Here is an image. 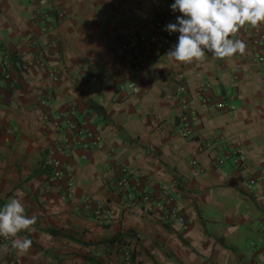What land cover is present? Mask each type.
Returning a JSON list of instances; mask_svg holds the SVG:
<instances>
[{
  "label": "crops",
  "instance_id": "crops-1",
  "mask_svg": "<svg viewBox=\"0 0 264 264\" xmlns=\"http://www.w3.org/2000/svg\"><path fill=\"white\" fill-rule=\"evenodd\" d=\"M171 3L0 0V206L20 198L36 218L18 234L31 248L0 244V264H125L127 250L130 264H264V64L255 59L264 47L252 44L264 24L235 35L247 45L243 55L177 62L167 52L178 34L162 31L175 22ZM58 11L66 14L59 22ZM136 35L149 38L138 71L128 65L134 57L117 53ZM95 69L102 79L91 78ZM181 84L186 107L175 97ZM202 97L227 108L214 110ZM185 109L189 138L180 133ZM59 114L82 122L97 147L58 151L71 136L64 119L54 127ZM51 154L70 175L69 191L48 173L34 175ZM122 168L150 204L118 187ZM169 203L184 224L162 220ZM100 204L109 215H95ZM117 235L125 237L106 243Z\"/></svg>",
  "mask_w": 264,
  "mask_h": 264
},
{
  "label": "clouds",
  "instance_id": "clouds-1",
  "mask_svg": "<svg viewBox=\"0 0 264 264\" xmlns=\"http://www.w3.org/2000/svg\"><path fill=\"white\" fill-rule=\"evenodd\" d=\"M169 9L175 22L167 23L162 31L178 35L167 55L183 63L201 61L206 53L216 58L243 55L247 45L235 35L245 25L264 24V0H172ZM35 223L20 198L0 206V237L11 238L12 247L20 253L31 248L32 240L18 234Z\"/></svg>",
  "mask_w": 264,
  "mask_h": 264
},
{
  "label": "built area",
  "instance_id": "built-area-1",
  "mask_svg": "<svg viewBox=\"0 0 264 264\" xmlns=\"http://www.w3.org/2000/svg\"><path fill=\"white\" fill-rule=\"evenodd\" d=\"M65 17L66 14L63 11H58L56 13V20L58 22L63 20ZM148 41L149 38L147 36L136 35L131 39H129L128 42L120 43L117 47V53L119 56L134 57L136 61H134V63L128 62V65L132 68V70L138 71L144 67V62L141 59H138V57L140 56L139 54H142L143 47L144 45L147 44ZM252 44L257 49H260L262 51V47H264V31L253 39ZM255 59L257 60L258 63L264 64V54L261 53L257 54ZM50 76H52V78L55 79L56 78L55 72H51ZM91 78L94 80L102 79L103 75L100 73L99 70L95 69L91 72ZM128 88L133 92L136 91L135 85L132 83V81H128ZM175 97L182 106L186 107L188 105L189 95L183 84L177 87ZM47 101H48V95H45V97L42 98L40 104L42 106H45L47 104ZM201 101L202 104L207 105L210 108L217 111H222L227 108V104L224 100L213 101V100H208V98L202 97ZM71 114L68 115L59 114L57 116L58 120L54 125V127L55 128L59 127V121L61 119H64V121L63 120L62 121L65 123L66 128L71 132V136L62 142L58 151H63L64 148L70 146V143L75 144L76 147L82 151L90 152L94 150L98 145V141L94 133L92 131H89L82 122L74 118L73 115ZM191 119L192 117L190 116L188 110L185 109L179 119L180 133L184 137L189 138L192 136L193 128H192ZM229 157L236 165L238 166L242 165L238 151L233 150L232 152H229ZM44 168L48 170V176L50 180H52L53 182H63L67 191L71 189L72 180L70 178V175L68 174V171H66L64 168L61 167L60 162L54 156H52V154L50 160L47 163V166H45ZM117 185L119 188L123 189V191L127 189L131 193V195L134 198H138L142 204H150L152 202V196L148 194V192H143V191L140 192L137 189V186L132 182L131 173L125 168H122L119 171V180ZM168 206L169 207L166 210L165 216L162 217V220L164 222L172 221L177 224H184L186 221L184 215L180 212V210L176 207V205L169 203ZM94 213L96 216L109 215L105 205L103 204L94 207ZM10 239L11 238L2 237L0 239V244L1 245L7 244L10 241ZM130 259H131V252L127 250L124 252V263L130 264Z\"/></svg>",
  "mask_w": 264,
  "mask_h": 264
},
{
  "label": "trees",
  "instance_id": "trees-1",
  "mask_svg": "<svg viewBox=\"0 0 264 264\" xmlns=\"http://www.w3.org/2000/svg\"><path fill=\"white\" fill-rule=\"evenodd\" d=\"M10 59H11V61L14 64L19 63V59H17L14 55H11ZM85 106H86L87 109L96 112L103 119H106V114H105L103 108L101 106H99L98 104L92 102L91 100H86L85 101ZM44 173H48V170H46V169L39 170V171L35 172L34 175H36V174H44ZM48 233H50L52 235H57L58 234V232H56V231H48ZM132 235L133 234H132L131 231H127L125 236H132ZM125 236L124 235H117L115 238H112V239L108 240L106 243L116 242V241L120 240L121 238H123Z\"/></svg>",
  "mask_w": 264,
  "mask_h": 264
}]
</instances>
